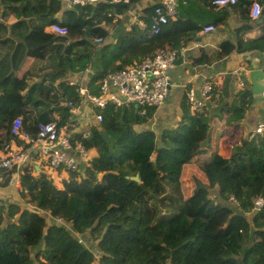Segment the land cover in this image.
Wrapping results in <instances>:
<instances>
[{
  "label": "trees",
  "instance_id": "1",
  "mask_svg": "<svg viewBox=\"0 0 264 264\" xmlns=\"http://www.w3.org/2000/svg\"><path fill=\"white\" fill-rule=\"evenodd\" d=\"M244 4L251 1L236 2L246 19ZM126 7L98 3L68 9L62 0H0V150L21 142L10 132L14 118L20 116L22 129L32 135L40 122L55 121L54 109L63 118L67 108L60 103L77 95L71 74L82 71L98 48L100 70L84 85L92 93L107 72L164 45L180 49L201 29L176 17L159 34H150L154 6H148L140 16L144 28L136 21L115 42L97 46L94 40L116 24L108 14ZM10 16L15 21L7 25ZM52 23L66 27L67 34L46 31ZM237 46L264 52V36ZM234 48L224 41L214 58ZM27 57L45 60L49 77L34 95V87L25 93L26 77L17 76ZM221 98L212 83L207 102ZM252 101L249 90L238 91L224 104L219 126L235 125ZM206 105L192 113L185 95L177 127L159 135L147 126L154 108L139 115L133 105H108L99 127L82 140L86 148L95 147L96 156L82 170L68 171L60 187L51 173L25 166L19 198L0 200V264H92L96 256L100 264H264V205L253 210L254 199H264V136L243 138L227 157L218 151L207 157L211 129L218 126ZM16 169V164L0 167V186L8 185ZM136 174L139 182L131 178ZM87 232L91 246L83 241Z\"/></svg>",
  "mask_w": 264,
  "mask_h": 264
},
{
  "label": "crops",
  "instance_id": "2",
  "mask_svg": "<svg viewBox=\"0 0 264 264\" xmlns=\"http://www.w3.org/2000/svg\"><path fill=\"white\" fill-rule=\"evenodd\" d=\"M160 1L139 0L135 4L127 6L122 11V15L116 18V24L109 29L108 35L100 46L109 42H115L120 32L129 30L130 26L142 16L144 8ZM248 1H251V3L256 1L260 4L261 11L257 19L242 18V9L236 6V4L223 8H212L209 6L210 3L207 0H178L176 17L182 20H190L200 26L201 29L184 46L178 49L176 64L170 72L173 85L163 104L154 109L150 124L152 130L159 131L158 127L162 129L170 125L175 126L181 120L182 103L186 91L192 88L197 93V97L200 98L199 91L203 82H209L211 85L213 83L222 92V98L219 99L218 103L209 105L207 100L204 101L205 105L207 104V108L210 109V113L213 116L212 119L214 118L212 124L217 122L216 125L219 130H223L225 133L226 129H241L244 127L249 131L257 122L264 119V52L258 50L239 51L237 46L239 42L244 46L247 41L261 39L264 36V0ZM244 6L248 8L249 5L244 4ZM14 21L13 16H10L6 24L10 25ZM209 24L213 25L214 30L206 33L203 31V27ZM46 31L49 32L48 28H46ZM224 41H230L234 44L235 48L233 52L219 59L214 58L220 49L221 43ZM200 56H205V59H208L203 60L204 62L202 63H198L196 59L200 58ZM90 60L82 71L71 74V78L75 80L82 79L83 85L89 83L94 73L99 71L101 67L99 48ZM45 65V60H38L33 57H27L24 60L17 71V76L26 77L28 87L25 93H28L34 87L31 92L34 95L43 78L49 79L46 76ZM242 89L249 90L250 96L253 99L251 105L246 109L244 117L237 121L235 125H222L223 127H220L219 122L222 123L223 120L221 118L224 116V104L230 103L235 94ZM41 95H45V92L42 91L39 98H41ZM62 102L60 104L64 107ZM79 104L82 114L86 117L74 113L69 115L67 109L62 116L67 121L65 122L63 119H60L61 131L70 135L72 142L77 140V136L83 130L88 129L91 134L92 127H99L92 119L97 109L85 99L79 102ZM56 111L54 109L53 112L55 120L61 118L59 115H56ZM18 142H11L10 147L17 150L25 145L23 140L21 142L18 140ZM90 152V159H92L97 153L95 147L89 148ZM93 152L94 154L92 155ZM69 153L74 156L76 155L74 151ZM45 164L47 165V162L43 158L36 156L31 150H28L26 157L16 164L17 169L12 174L8 185L0 186V200L13 202L19 198V178L25 166H35L36 169L51 173L50 168L46 167ZM61 180L62 178L58 181V187L61 185ZM49 216L47 213V219H49ZM87 240L88 238L86 237L83 241L86 245L91 246L92 241ZM94 248L96 249V245Z\"/></svg>",
  "mask_w": 264,
  "mask_h": 264
},
{
  "label": "built area",
  "instance_id": "3",
  "mask_svg": "<svg viewBox=\"0 0 264 264\" xmlns=\"http://www.w3.org/2000/svg\"><path fill=\"white\" fill-rule=\"evenodd\" d=\"M62 2L65 8L68 9L76 6L96 5L98 3L113 5L126 3L127 6L133 4L129 3L128 0H62ZM236 2L237 0H211L209 6L212 8H223L234 5ZM177 5L178 0H161L159 3L152 5L154 8L150 16V34H159L171 19L176 18ZM260 11V4L253 1L248 9L249 18L257 19ZM108 15L116 19L122 15V12L118 13L112 10ZM137 23L141 28H144L145 24L141 18L137 20ZM47 28L49 32L55 35L64 36L67 34L66 27L61 26L59 23H52ZM212 30H214V27L211 24L203 27V31L206 33ZM103 40L104 38H97L94 42L97 46H100ZM177 57V48L168 45L159 47L152 56L144 57L138 62L104 74L94 82L98 89L97 93L90 92L82 84V79L75 80L70 78L69 83L77 86V95L74 100L63 101L62 105L67 107L69 115L71 113L83 115L79 102L84 99L87 100L97 109L92 119L98 125L103 120L101 111L108 105H113L117 108L133 105L139 115H146L148 109L158 108L168 96L173 85L170 72L176 64ZM211 91L212 85L209 82H203L200 86V98L197 97L194 89L191 88L186 91V97L190 102L192 112L198 111L202 107L204 101L209 98ZM83 117L86 116L83 115ZM64 121L66 122L67 120ZM22 125L23 122L20 116L14 118L11 122L10 132L13 136L23 140L25 145L17 150L10 147V145L0 150V167L18 164L26 157L28 150L43 158L47 162V166L55 170L63 168L67 171H76L82 162L86 164L90 159L89 149L82 143L83 139L90 136L89 131H83L80 137L72 142L70 135L65 134L60 129V118L47 123L40 122L34 135L29 131L23 130ZM255 136H264V119L251 127L247 134L249 139ZM72 151L76 154L75 156L69 153ZM232 200L237 202L234 197ZM253 203V210L258 211L263 207L264 199L257 197ZM48 218L50 219L51 217L49 216ZM55 220L63 223L60 218ZM66 224L68 228L71 226L69 225L70 222ZM92 264H100L98 256L93 259Z\"/></svg>",
  "mask_w": 264,
  "mask_h": 264
},
{
  "label": "rangeland",
  "instance_id": "4",
  "mask_svg": "<svg viewBox=\"0 0 264 264\" xmlns=\"http://www.w3.org/2000/svg\"><path fill=\"white\" fill-rule=\"evenodd\" d=\"M113 45V44H111ZM101 54V53H100ZM114 71V70H112ZM155 109V108H154ZM191 110V109H190ZM200 110V109H199ZM209 112H210V109H208ZM192 112V111H191ZM196 112V111H195ZM194 113V112H192ZM151 120L148 122V125L147 126H150L152 127L150 124H151ZM212 122V121H211ZM89 123H91V121H89ZM94 124V123H93ZM217 122L213 123V125H216ZM154 125V123H153ZM167 126V127H163L162 129H160L158 127V130L159 131H155V133L157 135H159L161 133L162 130H167V129H173V128H176L177 127V123L175 126ZM250 128V127H249ZM251 129V128H250ZM155 130V129H154ZM212 133L210 134V145L208 146L209 148H204L206 151H205V155L207 157L211 156L212 154H214L216 151L220 152L223 156L227 157L230 155V153L232 152L233 150V147L235 145L236 148L238 149L239 146V143L242 141L243 138H246L247 139V134L248 130H246L244 127H242L241 129H230V130H227L225 131V133L223 132L222 130V133H221V130H219L217 127H212ZM83 131H90L88 129H85ZM82 131V132H83ZM247 133V134H245ZM215 141L217 143V145H215ZM91 154V152H90ZM94 154V152L92 153V155ZM90 160V159H89ZM89 160L87 162H89ZM46 165V164H45ZM46 167H48L46 165ZM44 170V169H43ZM50 172L53 176V179L54 181L56 182V184L59 186V183L58 181H60L61 178H66L67 175H68V171L67 170H64V169H61V170H55V169H52L50 168ZM213 193V192H212ZM212 193L210 195H212ZM8 203V202H7ZM71 225V224H69ZM86 237L87 238H90V235H89V232H87L86 234Z\"/></svg>",
  "mask_w": 264,
  "mask_h": 264
},
{
  "label": "water",
  "instance_id": "5",
  "mask_svg": "<svg viewBox=\"0 0 264 264\" xmlns=\"http://www.w3.org/2000/svg\"><path fill=\"white\" fill-rule=\"evenodd\" d=\"M120 5L127 6L126 3H122V4H118V3H117V4H114V8L117 10L118 7H119ZM100 133H101V135H103V137L105 138V140H108V136L106 135V133H105L104 131H101ZM239 149H240V147H238V150H239ZM154 156H155V155H154ZM85 165H86V164H85L84 162H82V163L80 164L79 170H82V169L85 167ZM131 178L134 179V180H136L137 182L140 181V178H139L138 174L132 176Z\"/></svg>",
  "mask_w": 264,
  "mask_h": 264
}]
</instances>
